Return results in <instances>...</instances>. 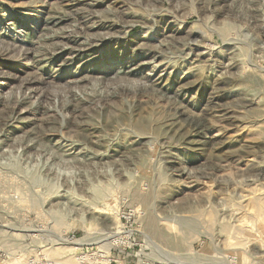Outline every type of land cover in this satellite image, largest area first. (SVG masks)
I'll return each mask as SVG.
<instances>
[{"label":"rangeland","instance_id":"374dc122","mask_svg":"<svg viewBox=\"0 0 264 264\" xmlns=\"http://www.w3.org/2000/svg\"><path fill=\"white\" fill-rule=\"evenodd\" d=\"M261 245L264 0H0V264Z\"/></svg>","mask_w":264,"mask_h":264},{"label":"bare ground","instance_id":"6f19581e","mask_svg":"<svg viewBox=\"0 0 264 264\" xmlns=\"http://www.w3.org/2000/svg\"><path fill=\"white\" fill-rule=\"evenodd\" d=\"M217 1V0H216ZM142 45H143V43H142ZM143 47V46H142ZM213 50V49H212ZM154 88V87H153ZM261 246H263V245H261ZM264 247V246H263ZM259 250H260V247H257ZM160 255H162L161 256V259L163 260V263L164 264H170V262H172V259L170 260L169 258H168V255L166 256V254H164V252H161V251H159L158 252Z\"/></svg>","mask_w":264,"mask_h":264}]
</instances>
